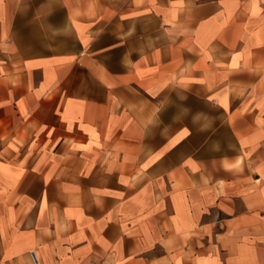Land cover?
Masks as SVG:
<instances>
[{
  "label": "crops",
  "instance_id": "crops-1",
  "mask_svg": "<svg viewBox=\"0 0 264 264\" xmlns=\"http://www.w3.org/2000/svg\"><path fill=\"white\" fill-rule=\"evenodd\" d=\"M264 264V0H0V264Z\"/></svg>",
  "mask_w": 264,
  "mask_h": 264
},
{
  "label": "built area",
  "instance_id": "built-area-1",
  "mask_svg": "<svg viewBox=\"0 0 264 264\" xmlns=\"http://www.w3.org/2000/svg\"><path fill=\"white\" fill-rule=\"evenodd\" d=\"M30 256H31L33 264H39V261H38V259H37V257H36L34 252H31Z\"/></svg>",
  "mask_w": 264,
  "mask_h": 264
}]
</instances>
